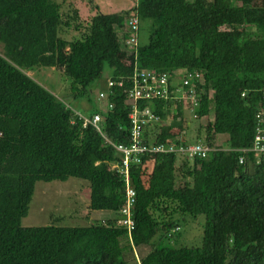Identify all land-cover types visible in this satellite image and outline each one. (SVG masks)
Listing matches in <instances>:
<instances>
[{
	"label": "trees",
	"instance_id": "trees-1",
	"mask_svg": "<svg viewBox=\"0 0 264 264\" xmlns=\"http://www.w3.org/2000/svg\"><path fill=\"white\" fill-rule=\"evenodd\" d=\"M88 1L95 15H81L71 0H0V264H264V160L249 151L264 89V0H139L114 14ZM132 17L137 43L141 23L149 37L130 51L129 33L118 30ZM106 67L115 85L106 110L91 116L102 117L113 145L131 141L135 68L203 76L193 108L140 103L160 119L143 128L147 147L191 146L186 112L193 120L213 115L194 143L210 149L206 158L155 154L130 165V236L117 226L125 183L112 166L120 154L25 75L60 71L77 99ZM69 179L88 184L90 212L116 217L85 227H22L36 184ZM183 216H205L200 247L166 246L180 237Z\"/></svg>",
	"mask_w": 264,
	"mask_h": 264
},
{
	"label": "rangeland",
	"instance_id": "rangeland-1",
	"mask_svg": "<svg viewBox=\"0 0 264 264\" xmlns=\"http://www.w3.org/2000/svg\"><path fill=\"white\" fill-rule=\"evenodd\" d=\"M74 1L81 15H95L98 10H94L88 0H71ZM139 0H93L94 4L99 7V12L105 14H114L133 8ZM75 34L68 33V40H71ZM149 37L148 23H141L138 34V44L143 46L147 44ZM30 77L55 98L61 101L71 111L84 117H90L97 110L105 111L107 108L106 96L109 91V82L111 70L106 67L102 76L92 83L86 96L73 99L70 97L69 85L67 79L60 71L54 69H34L25 72ZM181 77L180 73L175 74ZM179 80V79H177ZM100 95L104 98L101 99ZM187 119V141L193 145L197 143L198 128H205L208 122L213 120L211 114L208 118L193 120L189 113L186 112ZM202 141V140H201ZM224 137L216 141L221 147ZM90 191L85 181L69 179L66 182H39L35 186V193L29 207L28 215L22 220V227H40L51 224L62 227H85L91 224L95 219L100 220L102 217L115 218V214L110 212H90L88 210ZM60 222H57V219ZM180 220V237L168 247L177 248L181 246L200 247L203 236V225L205 216H199L193 219L189 216L178 217Z\"/></svg>",
	"mask_w": 264,
	"mask_h": 264
},
{
	"label": "built area",
	"instance_id": "built-area-1",
	"mask_svg": "<svg viewBox=\"0 0 264 264\" xmlns=\"http://www.w3.org/2000/svg\"><path fill=\"white\" fill-rule=\"evenodd\" d=\"M139 22L136 17H132L125 25V31L129 33L125 44L130 51L136 50L137 31ZM181 77H176L175 74L161 73L157 74L149 71H140L134 69L132 76V86L129 90V104H131V112L129 120L131 122V141L129 146L113 145L102 134V117L99 114L84 117L75 112L74 115L83 122V127H92L97 133L107 140L117 153L120 154L121 162L115 163L112 166L122 177L125 183V204L120 211V216L117 220V226L127 231L130 236L134 229L132 220V208L135 204V192L130 186L129 167L131 164H140L141 158L144 156L155 154H171L176 153L178 156L194 158H206L210 149L202 144H194L187 147L177 148L175 146L167 147L166 145L150 146L144 144L143 128L147 124L159 122V117L155 115L149 107L139 108L141 102L153 101H171V108L174 109L177 104L184 106V109L193 108L198 105L197 85L203 82L202 74L198 72H182ZM179 79V80H177ZM115 83L110 80L109 88ZM122 87V83L117 84ZM262 101L259 107L256 123L253 146L249 150L254 156L260 160H264V89L261 93ZM103 99L104 96L100 95ZM68 108V107H66ZM69 109V108H68ZM241 162V161H240Z\"/></svg>",
	"mask_w": 264,
	"mask_h": 264
},
{
	"label": "crops",
	"instance_id": "crops-1",
	"mask_svg": "<svg viewBox=\"0 0 264 264\" xmlns=\"http://www.w3.org/2000/svg\"><path fill=\"white\" fill-rule=\"evenodd\" d=\"M125 30V26L121 29V30H118V32H123ZM107 217H102V219L101 220H103V219H106Z\"/></svg>",
	"mask_w": 264,
	"mask_h": 264
}]
</instances>
